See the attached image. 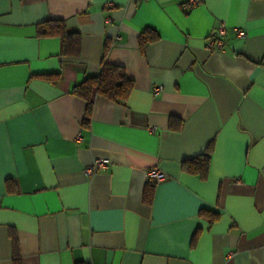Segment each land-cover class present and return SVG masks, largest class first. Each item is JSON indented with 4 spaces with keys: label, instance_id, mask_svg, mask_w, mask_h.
<instances>
[{
    "label": "crops",
    "instance_id": "1",
    "mask_svg": "<svg viewBox=\"0 0 264 264\" xmlns=\"http://www.w3.org/2000/svg\"><path fill=\"white\" fill-rule=\"evenodd\" d=\"M198 1L0 0V264H264V0ZM46 21L79 35V56L38 36ZM145 29L159 38L139 48ZM103 60L133 89L93 95L85 126L72 88ZM205 154L206 179L182 171Z\"/></svg>",
    "mask_w": 264,
    "mask_h": 264
},
{
    "label": "trees",
    "instance_id": "2",
    "mask_svg": "<svg viewBox=\"0 0 264 264\" xmlns=\"http://www.w3.org/2000/svg\"><path fill=\"white\" fill-rule=\"evenodd\" d=\"M37 34L41 37H58L61 41L60 55L65 57H77L80 54V37L77 33H69L62 21H46L37 28ZM158 34L151 30L145 29L138 37V46L143 48L147 43L156 42ZM107 45H104L103 56L107 51ZM37 78L56 83L60 77L59 73L37 75ZM133 81L129 79L123 67L109 65L102 61L101 68L97 75L86 78L81 84L72 88V95L82 99L86 103L85 118L83 124L86 126L92 111V96H100L111 103L125 102L132 89ZM183 172L196 175L201 179H206L209 171L208 154L197 156L194 159L184 161L181 165ZM9 184V183H7ZM153 184L146 185L143 198L145 202L149 201L153 189ZM7 190L12 191L11 185H6ZM208 215L210 223L216 220L217 215L208 211H201ZM196 237V235H195ZM193 237L192 243L195 241ZM14 261H18V255L14 252Z\"/></svg>",
    "mask_w": 264,
    "mask_h": 264
},
{
    "label": "built area",
    "instance_id": "3",
    "mask_svg": "<svg viewBox=\"0 0 264 264\" xmlns=\"http://www.w3.org/2000/svg\"><path fill=\"white\" fill-rule=\"evenodd\" d=\"M199 4L198 0H187V2L183 5V9L189 10L193 9ZM237 37L240 39L245 38V32L243 30L237 29L236 30ZM226 35V27L223 23H220L215 31L211 33V35L207 38L204 50L208 53L212 52H219L223 46L224 42L223 39ZM160 88H155L153 90L154 93H158ZM153 130V129H151ZM107 161L103 159H94L89 166H87L84 170V174L86 177H92L96 174L99 170H102L106 167ZM147 177L149 181L153 183H159L165 180V175L155 169L150 170L147 173Z\"/></svg>",
    "mask_w": 264,
    "mask_h": 264
}]
</instances>
